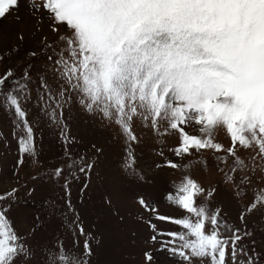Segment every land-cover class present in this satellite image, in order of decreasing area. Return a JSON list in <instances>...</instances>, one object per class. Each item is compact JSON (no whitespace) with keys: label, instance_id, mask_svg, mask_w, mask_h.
<instances>
[{"label":"snow or ice","instance_id":"obj_1","mask_svg":"<svg viewBox=\"0 0 264 264\" xmlns=\"http://www.w3.org/2000/svg\"><path fill=\"white\" fill-rule=\"evenodd\" d=\"M0 117V264H264V0H0Z\"/></svg>","mask_w":264,"mask_h":264},{"label":"rangeland","instance_id":"obj_2","mask_svg":"<svg viewBox=\"0 0 264 264\" xmlns=\"http://www.w3.org/2000/svg\"><path fill=\"white\" fill-rule=\"evenodd\" d=\"M3 118L0 117V120H2ZM77 120L83 125V123L86 122V118H84L83 120H81L79 117H77ZM6 130V129H5ZM43 136H44V140H43V147H44V152L43 155L41 157V159L44 161L45 163V167H48L49 162L52 161L53 157L52 154L49 152L48 148L50 143L52 142V135L47 131V129L44 130L43 132ZM14 143V142H13ZM15 158V148H13L10 151V154L5 156L3 154V150L0 149V186L3 185V179L7 178L10 182L11 180V174L8 172V169L11 167L12 165V161ZM26 159V163L24 166H22L21 168V184H23L25 182V180L28 179L29 175L31 174H35L38 171H42V169L37 165L35 167L32 166V164L30 163V159L28 157H25ZM42 183L47 184L48 181L46 178H44L42 181ZM33 182L29 181V186H31ZM55 194L57 196L62 195V193L59 192L58 189H56ZM46 193H44L41 190H38L37 192L32 193V195L29 197L26 195V190L22 189L19 193V196L22 198V205L25 208H28L30 210H37V209H43V201H42V197L45 196ZM75 197H76V193L75 190H73V200L75 201ZM42 218H44V213L42 211ZM20 217V213H17V218ZM59 219V217L57 218ZM91 220H95L94 217H90ZM45 231L47 232V235L49 238H54V236L56 235L55 231L52 230L51 228L45 229ZM119 244V237L117 234L109 232L107 237H106V243L104 248L101 250V258L105 259L108 258L112 252L117 249Z\"/></svg>","mask_w":264,"mask_h":264}]
</instances>
